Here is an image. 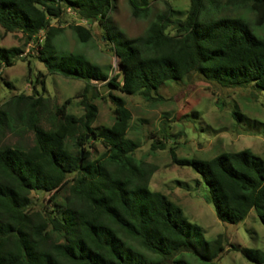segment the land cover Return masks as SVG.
Wrapping results in <instances>:
<instances>
[{
    "label": "trees",
    "instance_id": "1",
    "mask_svg": "<svg viewBox=\"0 0 264 264\" xmlns=\"http://www.w3.org/2000/svg\"><path fill=\"white\" fill-rule=\"evenodd\" d=\"M127 2L131 15L147 16L150 0ZM228 2L244 6L250 20L241 12L218 13L212 0V9L205 0H188L182 17L167 7L153 14L141 34L127 37L108 24L112 0H0L5 31L18 30L34 42V57L49 73L83 81L75 93L83 109L79 115L65 110L70 96L52 107L39 94H14L0 103V264H189L182 251L208 262L202 264L219 257L224 249L220 233L203 238L178 204L147 187L154 166L133 156L139 143L126 135L130 113L124 99L108 92L114 119L92 125L96 106L91 98L97 96L96 81L154 99L152 92L162 83L191 71L223 87L253 82L264 90V0ZM65 7L86 22L106 26L120 72L109 75L83 53L55 47L52 39L62 27L50 20ZM68 27L79 41L91 37L83 24ZM22 53L17 45H0V67ZM16 127L31 131L30 143L2 140L4 130ZM87 133L103 147L97 157L89 156ZM151 147L164 145L156 141ZM169 152L172 162L199 173L220 221L237 223L253 209L264 225V159L247 148L205 159ZM60 189L65 194L59 198ZM31 191L48 193L47 202ZM231 247L264 264L263 249Z\"/></svg>",
    "mask_w": 264,
    "mask_h": 264
},
{
    "label": "rangeland",
    "instance_id": "2",
    "mask_svg": "<svg viewBox=\"0 0 264 264\" xmlns=\"http://www.w3.org/2000/svg\"><path fill=\"white\" fill-rule=\"evenodd\" d=\"M209 1L205 0V6L212 9ZM212 1L219 7L218 13L233 15L241 12L249 20L252 17L244 6L236 7L228 0ZM187 6L188 0H150L147 16L135 17L130 13L127 0H112L108 24L121 30L125 36L132 37L144 31L154 13L170 7L175 10L176 16L182 17ZM73 23L88 27L91 37L85 42L79 41L68 27ZM50 24L62 27V31L52 39L57 49L81 52L89 61L107 69L109 75L120 72L118 58L106 38L104 24L96 20L86 22L68 7L58 18L51 19ZM253 30L257 32L255 28ZM169 32L173 30L169 29ZM0 45H17L23 50L22 55L15 57L10 65L0 67V103L14 94H39L52 107L70 96L65 110L75 115L83 112L78 102L80 97L75 95L83 85L82 80L49 73L43 63L34 57L36 44L25 41L18 30L5 31L0 26ZM92 82L97 96L91 98L96 106L91 124H111L114 119L113 104L107 94L111 92L121 96L130 113L126 135L139 143L133 156L154 166L147 187L161 191L178 204L183 215L200 227L203 238L211 239L217 233L222 235L224 249L210 264H257L231 247L233 244L264 250V225L255 211L250 209L237 223L220 221L213 205L205 198L206 187L199 173L191 165L172 162L169 149L178 158L205 159L223 151L247 148L264 159V90L253 82L223 87L194 71L178 80L162 83L152 92L155 98L150 100L143 99L139 94L120 92L104 82ZM234 111L240 116L236 117ZM41 122L47 127L46 121L42 119ZM86 136L88 140L89 134ZM31 138V131L18 127L6 129L2 135V140L9 143H30ZM156 141H161L164 147H151ZM87 145L90 158L103 151L99 141L89 139ZM47 194L30 192L32 197L44 202H47ZM63 194L62 189L58 190L59 198ZM179 255L189 264L208 263L188 251Z\"/></svg>",
    "mask_w": 264,
    "mask_h": 264
},
{
    "label": "built area",
    "instance_id": "3",
    "mask_svg": "<svg viewBox=\"0 0 264 264\" xmlns=\"http://www.w3.org/2000/svg\"><path fill=\"white\" fill-rule=\"evenodd\" d=\"M41 33H42V30H40V31L38 32V34H37V38H38V40H41V39H42V37L39 36Z\"/></svg>",
    "mask_w": 264,
    "mask_h": 264
}]
</instances>
